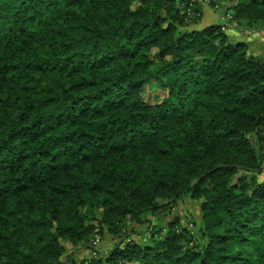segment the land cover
Listing matches in <instances>:
<instances>
[{
    "label": "trees",
    "instance_id": "16d2710c",
    "mask_svg": "<svg viewBox=\"0 0 264 264\" xmlns=\"http://www.w3.org/2000/svg\"><path fill=\"white\" fill-rule=\"evenodd\" d=\"M230 27L264 0H0V264H264V58ZM186 198L195 230L128 240Z\"/></svg>",
    "mask_w": 264,
    "mask_h": 264
},
{
    "label": "rangeland",
    "instance_id": "374dc122",
    "mask_svg": "<svg viewBox=\"0 0 264 264\" xmlns=\"http://www.w3.org/2000/svg\"><path fill=\"white\" fill-rule=\"evenodd\" d=\"M205 6H209V5H205ZM221 9H222L221 7L215 8V10H221ZM223 21L224 20H222L221 22ZM231 34L233 36H238L237 32L232 33L231 31ZM258 35H259V40H261L259 42L264 43V41H262L261 39L262 35L261 34ZM238 38L241 39V37ZM257 49L260 52V54L257 55V57L264 58V46L260 45L257 47ZM156 93L158 94L159 92L157 91L153 92L149 89L147 91V96L153 97L154 95H156ZM261 178H264V175H262ZM201 218H202V212H201L200 202L192 200L190 198H186L184 200L177 202V206L171 212H168L159 217L149 216L148 219L150 223L147 225L138 224V223H129L128 240H136L137 242H140L142 241V238L146 237V235H148L150 231H152V229L154 230L157 227H166L168 224H170L175 220H178L183 227L188 228L190 230H195L197 226L200 224ZM117 242L118 241L114 238V236H111L109 234H107L103 238L101 237L100 244L96 246L98 255L109 254L117 245ZM66 246L70 252L71 250H75L72 248L70 244H67ZM75 257L76 260L82 261L84 259L92 257V253L87 246L81 247L78 251L75 252Z\"/></svg>",
    "mask_w": 264,
    "mask_h": 264
},
{
    "label": "crops",
    "instance_id": "0c3cea01",
    "mask_svg": "<svg viewBox=\"0 0 264 264\" xmlns=\"http://www.w3.org/2000/svg\"><path fill=\"white\" fill-rule=\"evenodd\" d=\"M209 6H204L203 8V11H204V14H203V18L201 20V22L198 24V25H195V28H205V27H208V26H211V25H214V24H218V23H222L221 21L223 20V18L225 17L226 13H225V10L221 9V10H215L213 8H208ZM212 20V21H210ZM231 31L232 33L234 32H237L238 36H233L231 34ZM228 34L230 35L231 39L233 41H237V42H244L246 44L249 45L250 49H251V52L254 56H257L260 54V52L258 51L257 47L260 46V45H263L264 46V43L263 42H259L261 40H259V35L258 34H261L262 37V41H264V35L262 33H258V32H255V33H251V34H254V35H251V34H243L241 31L237 30V29H234L232 27H230L228 29ZM235 34V35H237ZM251 35V36H249ZM238 37H241V39H239ZM237 38V39H235ZM255 41V42H254ZM255 43H258V44H255Z\"/></svg>",
    "mask_w": 264,
    "mask_h": 264
},
{
    "label": "built area",
    "instance_id": "2783aa9c",
    "mask_svg": "<svg viewBox=\"0 0 264 264\" xmlns=\"http://www.w3.org/2000/svg\"><path fill=\"white\" fill-rule=\"evenodd\" d=\"M208 2V1H207ZM208 5V4H207ZM100 243V238L97 237L94 241H93V244L94 245H98Z\"/></svg>",
    "mask_w": 264,
    "mask_h": 264
}]
</instances>
